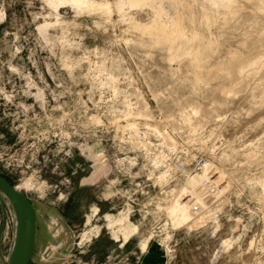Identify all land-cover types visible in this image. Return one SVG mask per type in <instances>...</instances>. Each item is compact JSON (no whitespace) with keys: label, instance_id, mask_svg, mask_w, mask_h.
Segmentation results:
<instances>
[{"label":"rangeland","instance_id":"374dc122","mask_svg":"<svg viewBox=\"0 0 264 264\" xmlns=\"http://www.w3.org/2000/svg\"><path fill=\"white\" fill-rule=\"evenodd\" d=\"M234 1L208 21L204 0H0V176L34 208L28 264H264V0ZM183 4L197 63L139 29ZM199 153L212 196L178 170Z\"/></svg>","mask_w":264,"mask_h":264},{"label":"water","instance_id":"95a60500","mask_svg":"<svg viewBox=\"0 0 264 264\" xmlns=\"http://www.w3.org/2000/svg\"><path fill=\"white\" fill-rule=\"evenodd\" d=\"M4 198L9 202L14 218V233L12 243L8 255L5 257L0 250V258L2 264H28L33 252L35 243V212L33 205L24 192L18 190L16 186L10 184V182L0 176V209L2 213V224L0 230L1 234L5 227L6 222V204ZM98 212L88 213L84 217V226L88 225L93 216ZM89 216V222H86V217ZM54 226V235L57 242H62V249L66 250L72 243L73 239L70 233V229L63 220L61 215H54L51 220ZM96 226H91L89 229L82 232H86L87 238L84 240H90L93 235L99 234L100 228L97 227V231H89Z\"/></svg>","mask_w":264,"mask_h":264},{"label":"bare ground","instance_id":"6f19581e","mask_svg":"<svg viewBox=\"0 0 264 264\" xmlns=\"http://www.w3.org/2000/svg\"><path fill=\"white\" fill-rule=\"evenodd\" d=\"M129 1L131 3H136V4L137 3L153 4L156 0H129ZM204 1H205V4H207V5L204 4L202 6L203 8L201 9V16L208 21L213 17L211 14V10L213 8H217V9L225 8L230 12V14L237 13V9H236V5H235L234 0H204ZM192 8L193 7L191 4H185V5L183 4L182 11L177 13L176 17L171 21V23L168 26L163 25L161 23H157V21H156L157 26L155 28H152L148 25H141V26H139V29L142 32L150 34L154 38V40L158 43H171V44L176 45L178 53H185L188 55H192V58L194 59L195 63H197V62H199L198 60H199L200 54L203 51L195 53L189 47L183 46L181 44V40H182V37L184 34L183 26H184L185 19H190L189 17H193V15H194ZM160 14H161V10L160 9L156 10V15L158 16ZM199 17H200V15H199ZM205 166L206 165H204V167ZM203 173H204V171H203ZM201 176H203V174ZM204 177H205V175H204ZM198 179H201L200 174L192 176L189 179V182L193 185L194 182ZM146 244L147 243L144 242L142 244L141 249H144L146 247Z\"/></svg>","mask_w":264,"mask_h":264},{"label":"built area","instance_id":"2783aa9c","mask_svg":"<svg viewBox=\"0 0 264 264\" xmlns=\"http://www.w3.org/2000/svg\"><path fill=\"white\" fill-rule=\"evenodd\" d=\"M206 157L203 154H197L194 156L192 161L189 164V167L185 168L183 165H178V170L181 174L187 176H192L196 174H201L203 173L204 170V165L206 163ZM198 189L200 192H202V195L212 196L215 194V184L212 179H210V174L206 175L203 177L199 184H198ZM200 209V206L197 204V202H192L191 204V211L196 213Z\"/></svg>","mask_w":264,"mask_h":264},{"label":"crops","instance_id":"0c3cea01","mask_svg":"<svg viewBox=\"0 0 264 264\" xmlns=\"http://www.w3.org/2000/svg\"><path fill=\"white\" fill-rule=\"evenodd\" d=\"M93 207H96L97 209H98V211H99V208H98V206L96 205V204H91V205H89L88 207H87V210H86V212H84L83 213V218L88 214V213H90L91 212V210L93 209ZM62 216V215H61ZM62 218H63V220L65 221V223L67 224V226L69 227V225H68V223H67V220L64 218V216H62ZM82 225L84 226V222H82ZM7 227V226H6ZM4 229H5V227H4ZM36 229V228H35ZM70 229V228H69ZM0 230H1V228H0ZM3 233H4V230H3V232H2V234H1V238H2V235H3ZM13 233H14V229H13ZM13 233H12V238H13ZM80 234H81V232L78 234V236H77V239H79L77 242H75V243H78L79 241H80ZM98 236H99V234L97 235V236H95V235H93L92 237H91V239L90 240H84V241H82V243H81V245L82 246H89L90 244H93V242H95L96 240H97V238H98ZM113 240V239H112ZM1 241V240H0ZM84 242V243H83ZM122 245H117V247L118 248H120Z\"/></svg>","mask_w":264,"mask_h":264}]
</instances>
